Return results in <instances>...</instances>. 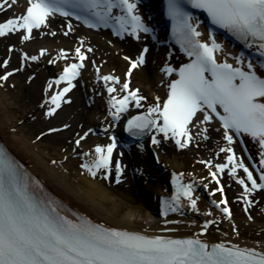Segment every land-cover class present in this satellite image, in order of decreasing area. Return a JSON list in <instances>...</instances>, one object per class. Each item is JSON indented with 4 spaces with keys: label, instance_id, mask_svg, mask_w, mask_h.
<instances>
[{
    "label": "bare ground",
    "instance_id": "bare-ground-1",
    "mask_svg": "<svg viewBox=\"0 0 264 264\" xmlns=\"http://www.w3.org/2000/svg\"><path fill=\"white\" fill-rule=\"evenodd\" d=\"M33 1L0 0V57L4 55L0 60V71L7 68L6 65L14 64L16 67L13 69H17L14 77L25 76L28 83L39 84L32 88L27 86L30 84H8V80L14 77L4 80L2 76L5 73L0 74V139L8 150L22 160L28 173L54 194L69 211L106 230L162 239L194 238L212 245L251 250L264 255V224L249 223L243 219L237 203L244 194L239 190L235 193L231 187L237 181L224 174L222 176L219 166L216 170L211 167V161L217 158L218 153L209 150L210 147L203 145L201 139L190 135L191 123L179 138L183 147L181 151L165 149L162 142L152 137L162 169L153 176L155 179L161 178L160 183L142 189L145 196H151L149 204H139L134 197L138 189L136 184H146L141 168L138 167L142 161L139 155L127 149L129 156H124L118 147L112 159L113 162L115 160L112 173L107 171L108 166L104 170L88 169L113 144V138L118 132L116 129L121 122L130 117L132 105L121 113L111 106L114 98L117 99L136 81L135 86H147L153 97L154 110L160 115L180 71L191 60L182 52L181 56H176L166 48L155 46L148 34L138 40L134 37L136 32L129 30L113 29L110 34L101 30L91 33L75 22L71 31L69 24L61 27L56 19L46 18L43 25L49 26L47 35H31L21 15ZM81 2L88 3L89 0ZM110 10L108 8L106 11ZM143 15L149 13L143 11ZM119 22L125 25L122 17ZM17 32H21L23 37L19 38ZM104 35L116 44L107 43ZM42 39L44 46L37 50L44 55L42 62L45 68L49 67L50 62L54 72L63 71L72 62L71 57L86 64L75 83L56 86L49 75L42 80L41 65L36 68L30 65L29 61L34 56L21 49L23 41L36 44ZM208 48L214 51L215 57L208 59L209 63L201 74V85L206 101L212 105L215 121L207 119L206 122L216 127L213 129L219 134L231 137L237 129L230 132L219 126L226 122L225 116L230 114L241 119L243 114L254 110L264 115V88L259 86L264 81V62L258 61L247 69L243 66V57L234 53L227 54L213 44H209ZM258 49L264 54V46ZM62 52L67 53L65 58L59 55ZM108 55L112 56V62L115 61V70L104 69L102 75L107 76L104 82L98 69ZM115 58L119 60V65ZM230 60L240 68L237 79L218 81L210 77L214 68ZM108 76H111L110 80ZM60 88L66 91L62 100L58 98ZM72 92L74 98L67 102ZM57 107L56 113L51 115V111ZM154 110L147 116L154 118ZM199 114L209 116L201 110ZM34 117L37 121L35 127L40 131L28 136L31 127L25 126V123ZM82 136L84 138L78 146L73 144L69 150L65 149L72 138L75 143ZM224 151L230 155H223V163L231 164V170L242 171L241 159L227 149ZM82 154L85 156L83 163L80 160ZM200 155L207 157L204 160ZM155 166L153 162L150 170ZM173 173L177 174L184 186L182 203L177 201L171 191ZM131 176L135 180L134 184L124 182V178ZM218 183L225 185L224 194L218 189ZM250 203L252 210L262 204L257 197L251 198ZM163 208L166 210L165 217L148 224L149 219L156 217ZM254 216L264 222V216L258 213V209Z\"/></svg>",
    "mask_w": 264,
    "mask_h": 264
},
{
    "label": "rangeland",
    "instance_id": "rangeland-1",
    "mask_svg": "<svg viewBox=\"0 0 264 264\" xmlns=\"http://www.w3.org/2000/svg\"><path fill=\"white\" fill-rule=\"evenodd\" d=\"M33 34L38 36V37L39 36L43 37L44 35L46 36L47 35V29L44 28L40 31L33 33ZM18 36L20 37V34H18ZM106 39H107V41H106L107 43L110 42L111 44H113V43L116 44L113 40L111 42V40L109 38H106ZM43 42H44V39H42V41H40L39 43H36L34 45L32 43H29V42H23L21 49L26 51L28 54L36 57L37 56V49L44 46V44H42ZM16 54H17V56L19 55L17 52H16ZM2 57H4V55H1L0 60L3 59ZM108 57L112 58L111 55H108L107 57L104 58V60H103L104 63L99 65V71H98V73H100L99 75L104 74V72H103L104 69H107L109 71L115 70L114 69L115 61L112 62L113 58H112V60H108L109 59ZM19 59L21 60V58H19ZM115 60H116V58H115ZM116 61H117L116 63L119 65V63H120L119 60H116ZM29 63L34 68H36L38 65H41L42 80L45 77H47L48 75H49L48 77L55 76L54 75L55 73L53 71V67L51 66L49 68H45L44 67L45 63L42 62V60L36 61L35 59H33L32 61H29ZM13 67H15V65L11 64L7 67V69H11ZM7 69H4V68L1 69L0 74H2ZM42 80H40V81L42 82ZM135 82L134 81L132 82V86L135 88L136 91L139 89V93L137 95L138 98L144 97V102L142 104V106L143 105L144 106L141 108V111L149 112L150 111L149 108L151 106L149 104L152 103L153 97L150 95V92L147 89V86L138 87V86H135ZM7 83L8 84H21V85L30 84V85H27L30 88L35 87L36 84L39 85L36 82L28 83V81L26 80V77L21 76V75L19 77L15 76L11 80L9 79ZM23 94H25V92H23ZM73 96L74 95L71 94L69 98L73 99L74 98ZM20 106H22V105H20ZM137 110L139 111V108ZM21 111H18V112H21ZM53 114L54 113H52V115ZM229 119H231L236 124L237 130H238V139L233 137L231 139L230 143L227 142V140H221V138L223 136L221 134H219L218 131L214 130V129H216V127H214V129H213L212 125H207L205 131L202 134H200L199 128L202 126V124H201V122L198 121V123L196 125H194V128L192 130H194L195 136L202 140V141L201 140L200 141L203 143V145H205V146L208 145L210 147L209 150L217 153L218 151L221 152L224 147L227 149H230L239 159L242 160L244 167H246L248 169H252V167H253L255 169L256 175L258 174L260 183H262L264 185V115L260 114L259 111L254 110V111H251L249 114H243L241 116L240 121L236 117H231V116H229ZM35 120H36L35 117L26 120L25 124H27V125H25V126L31 127L30 132L27 133L28 136H32V135L38 133V131H40V130L36 129V127H35L36 126L35 122H37ZM22 126H24V125H22ZM212 129H213V133L210 134V131H212ZM247 129L249 130V132L247 131ZM213 134H215L214 137H213ZM163 141H164V144L163 143L162 144L165 146L164 147L165 149H173V150H177V152L181 151L180 150V144L175 139H173V138H170V140L163 139ZM238 141H240V143H238ZM73 144L75 146H77L76 143H74V140L72 138L70 145L65 149L69 150L70 147L73 146ZM141 151L143 152V154H146L144 149ZM69 154L71 155V153H69ZM206 155H200L199 157L204 159L205 157H207ZM71 156H74V155H71ZM220 156H218L216 158V160L211 161V165H212L213 169L215 167H217L220 163H223L222 157H220ZM84 158H85V156H83V154H82V156L80 158V160H82L81 161L82 163L84 161ZM146 158L144 157L145 160H146ZM144 159L140 164H138V167L139 168L142 167V171H143L142 177L145 180L146 184L142 185V186H139L136 184V188L138 187V189L136 190V194H134V197H136L137 202L139 204H142L143 202H146V204H149V199L151 198L150 195L145 196V194L142 192V189L145 190L150 185L155 186V181L151 179L152 173H150L148 171L149 170L148 169L149 166L147 165L148 161H145ZM81 162H79V166L81 165ZM112 171H114V170L112 169ZM82 176L84 177V175H82ZM235 176H237L240 183H242V181H240V179L245 180V177L242 174H238ZM132 177L133 176H131V178H126V179L124 178V182L130 181L132 184H134L133 181L135 182V180ZM237 183H238V181H237ZM258 186H260V185H258ZM139 187L141 188L140 189L141 191L139 190ZM231 187L233 188L232 190H234L235 193H236V191L238 192L239 184H235V182H234V184L231 185ZM247 188H249V196H252V198L257 197L258 200H260L262 204H259L256 208L254 207L255 210L250 209V207L248 210V205H247L246 201H244V200H242V202L239 201L237 203L238 204L237 206L239 207V209L245 210V211L247 210L245 213L243 211H242L243 212L242 213L240 210V213H241L243 219L249 223L264 224V222L262 223L261 221H259L254 216L256 209H258V213L260 215L264 216V189L261 188V190L258 191V190L251 188L250 186H248ZM244 189L246 191V188H244ZM255 193H256V195H255ZM157 221H158L157 217L153 216L151 219H149L148 224H153Z\"/></svg>",
    "mask_w": 264,
    "mask_h": 264
}]
</instances>
